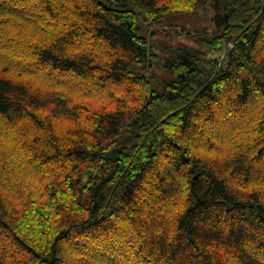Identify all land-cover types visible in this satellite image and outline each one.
<instances>
[{
	"label": "trees",
	"instance_id": "16d2710c",
	"mask_svg": "<svg viewBox=\"0 0 264 264\" xmlns=\"http://www.w3.org/2000/svg\"><path fill=\"white\" fill-rule=\"evenodd\" d=\"M0 264H264V0H0Z\"/></svg>",
	"mask_w": 264,
	"mask_h": 264
},
{
	"label": "rangeland",
	"instance_id": "374dc122",
	"mask_svg": "<svg viewBox=\"0 0 264 264\" xmlns=\"http://www.w3.org/2000/svg\"><path fill=\"white\" fill-rule=\"evenodd\" d=\"M210 18H211V13L208 10H202L199 12L198 15H187L185 18V21L187 22V24L189 25V27H194L197 25H207L210 22ZM179 33H182V31L180 29H178L177 31ZM184 36V35H183ZM185 37V36H184ZM184 37H180L179 39L182 40L183 42H186ZM64 82L66 80H68V78H63ZM68 84L70 85V82H68Z\"/></svg>",
	"mask_w": 264,
	"mask_h": 264
}]
</instances>
